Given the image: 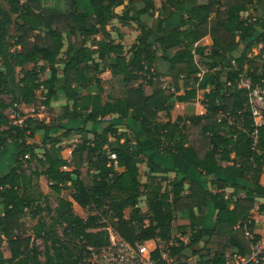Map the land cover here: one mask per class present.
I'll return each instance as SVG.
<instances>
[{
	"label": "trees",
	"instance_id": "obj_1",
	"mask_svg": "<svg viewBox=\"0 0 264 264\" xmlns=\"http://www.w3.org/2000/svg\"><path fill=\"white\" fill-rule=\"evenodd\" d=\"M4 1L0 152L12 144L16 153L0 176V264H84L87 247L109 244L108 229L132 246L157 243L150 254L156 264H167L159 244L175 260L169 264H227V255L248 258L251 245L264 236V131L255 128L247 104L249 91L264 86V0H87V5L78 0ZM249 10L252 17L243 18ZM154 13L157 24L152 29ZM116 18L135 24L138 31L128 57L108 28ZM167 23L174 24L166 29ZM11 25L14 34L8 40ZM64 37L77 39L78 45L68 46L61 58ZM205 37L212 41L209 47L199 44ZM254 46L261 48L251 59ZM45 67L49 76L41 80ZM105 71L122 78L124 97L102 101L99 76ZM241 80H248L249 88L241 87ZM201 91V114L170 119L175 105L192 104ZM60 93L70 103L56 118H27L21 127L6 119L13 103L49 107ZM108 117L96 132L85 127ZM124 120L134 122L156 152L173 158L172 170L143 159L137 134L117 128L116 122ZM72 134L80 142L71 154L86 166L88 183L62 157L69 149L61 140ZM143 162L147 174L141 182L138 165ZM34 163L41 169L26 172V165ZM181 163L199 178H189L179 169ZM40 177L56 196L54 208L37 187ZM66 188L72 191L69 199L60 197ZM227 188L231 193L226 196ZM76 207L95 213L80 218ZM209 208L214 218L208 228L204 212ZM178 214L189 224L182 227L188 230L182 233L187 243L174 240L175 245L170 241ZM24 218L36 220L33 229ZM207 246L216 247L202 253Z\"/></svg>",
	"mask_w": 264,
	"mask_h": 264
},
{
	"label": "rangeland",
	"instance_id": "obj_2",
	"mask_svg": "<svg viewBox=\"0 0 264 264\" xmlns=\"http://www.w3.org/2000/svg\"><path fill=\"white\" fill-rule=\"evenodd\" d=\"M2 5L4 7L5 6V1L4 0H0ZM79 2H81L82 4H86L87 5V0H78ZM155 6L156 8L159 7V2H155ZM122 7H119L115 10V13L117 14V16L119 17L122 13ZM157 13H154L153 15V18L151 19L150 21V27L152 29L155 28L156 24H157ZM242 17L243 18H249V17H252V10H249L247 13L245 14H242ZM174 23L170 24V23H167L166 24V29H169L171 28V26L173 25ZM109 30H110V33L112 35V37L114 38V40L116 42H120L123 46H124V51H125V54H126V57H128L130 54V48L135 40V37L138 35V31L136 29V25L135 24H131L129 23L128 25H124L122 24L118 18L112 20L110 23H109V26H108ZM119 32V35L121 36V39L118 38V32ZM14 34V27L13 25L9 26L7 28V35H8V40H10L11 38V35ZM64 48L62 50V54H60V57L63 58V53L64 51L66 50V48L68 46H71V45H75L77 46L78 45V40L74 39L73 37H69V38H66L64 37ZM200 44V43H199ZM208 44H210V42H208ZM208 44H204L203 46H206ZM90 45V43H89ZM201 45V44H200ZM206 47H209V46H206ZM261 48V46H254L252 47L251 49V54H250V57L251 59H253L255 57V55L258 53L259 49ZM157 55H160V51L157 50ZM255 59V58H254ZM256 61L258 63H260V61L258 59H256ZM39 65H43V64H39ZM60 63L57 64V68L59 69L60 68ZM41 67V66H40ZM45 71L43 72V74L40 76V79L41 80H45V78H48L49 76V71L46 69V67L44 68ZM204 73H207V71L204 70ZM59 78L61 79V76H59ZM99 79H100V84L103 88V94H102V101H107V100H117V99H120L122 97H124L125 95V87L122 83V78L121 77H112L108 71H105L103 72L100 76H99ZM245 81H248V80H241L240 82V86L241 87H244L243 84L245 83ZM249 82V81H248ZM164 83H165V79H164ZM137 84V83H135ZM59 85V86H58ZM57 86L58 87H61L62 86V79L57 83ZM145 91L146 93H150V89L149 87H145ZM91 92H96V89L95 88H92L91 89ZM85 92H83L84 94ZM202 95V91L198 93V98L195 102H193V105H191L190 107L191 108H188L187 106H185L184 109H182V104H177L174 106L173 110L170 111V119H174L176 117V115H183V116H186V115H199L201 114V110H202V107H201V98L199 96ZM5 100H9V97H5L4 98ZM69 104L70 102L68 100L65 99V97L63 96L62 93H60L59 95H57V98H55L54 100H52L51 104L49 107H45V111L39 115V117L35 118V119H38V120H48V119H53V118H56L58 117L62 112H63V106L65 104ZM198 103V105H195ZM7 113V112H6ZM161 118L162 120H165V114L164 113H161ZM112 117H108V118H105L103 119L102 121V125L106 124L107 121H110ZM107 119V120H106ZM79 126H81V123L78 124ZM116 125H117V128L120 132H126L127 134L131 135V131L130 129L127 127V126H124L123 124H120L118 122H116ZM138 133V130L137 132H135V134ZM141 136V133L137 134V136ZM142 137V136H141ZM34 141L36 142H39V136L36 135L34 137ZM142 141V140H141ZM80 142V138L78 137L77 134H72L69 138L67 139H62L61 140V145L62 147L64 148H68L69 149V152L68 153H65L62 155V157L64 159H66V161L69 163V166L71 168H76L80 173H81V177L84 179V181L86 183H88V177L86 176L85 172L87 171L86 169V166L84 165H81L78 161H77V158L74 156V154H71V149H73V146L76 144V143H79ZM145 145V150H144V153H143V159H148L147 158V155H149V149L146 147V144ZM40 152L41 151H38L37 153L40 155ZM150 156V155H149ZM11 154H10V150L6 149L2 154H1V157H0V169L4 167V165L6 164H11ZM143 160V161H145ZM9 164V165H10ZM9 168V167H8ZM25 171L27 172L28 170L31 171L33 169H41L40 165L39 164H36L34 163L33 165H26V168H24ZM31 169V170H30ZM138 169H139V178H140V181L141 182H144L146 180V174H147V168H146V165H145V162L141 163L138 165ZM173 175L174 173L173 172H169L166 176L169 180L173 179ZM38 189L42 192H44L45 195L48 196L49 198V204H50V207L51 208H54L56 206V203H55V199H56V196L54 194H52L48 188V182L46 181V179L44 177H40L38 182ZM208 187H210V185L208 183H206ZM212 188V187H210ZM213 189V188H212ZM42 192V193H43ZM71 189L69 188H66L64 189L63 192L60 193L61 196L65 197L66 199L69 198V195L71 193ZM225 195H229L231 193V189L230 188H227L225 191H224ZM144 199V198H142ZM143 201V200H142ZM260 202H263V201H260ZM140 207H141V212L143 214L146 213V206L144 205L143 202L140 203ZM74 213L79 216L80 218H86L88 217L89 215H92L94 214L95 212L93 210H81L79 208H75L74 209ZM205 214V217L207 218H211L213 217V211H211V209H207ZM128 214H129V210H125L124 211V216L125 217H128ZM41 217L43 219V221H46L47 223H49V217H47L45 215V213H42L41 214ZM202 215L199 216V218H201ZM259 220V218H257ZM22 221H24L26 227L28 229H33V227L36 225V220H28V219H23ZM189 224V220L188 218H186L185 216L181 215V214H178L176 219L172 222V228L175 232V234H173L171 236L172 240L170 241L171 243H174L175 245H177L176 241L174 240H180L182 242H185L187 243V235H182L183 232L187 233L188 234V230H185L183 229L182 227L184 226H187ZM38 244H40L39 241H37ZM162 244H159V246H161ZM157 246V245H156ZM41 247V246H40ZM203 245L202 243L199 244L198 246V249H202ZM215 247L216 246H207L205 247V249L202 251V253H205L207 250H215ZM169 259V258H168ZM175 260L174 259H169V262L170 263H173Z\"/></svg>",
	"mask_w": 264,
	"mask_h": 264
},
{
	"label": "built area",
	"instance_id": "obj_3",
	"mask_svg": "<svg viewBox=\"0 0 264 264\" xmlns=\"http://www.w3.org/2000/svg\"><path fill=\"white\" fill-rule=\"evenodd\" d=\"M245 88H249L250 83L245 81L243 84ZM42 90V87H40ZM39 90V91H40ZM40 100H44L40 97ZM247 104L253 116V122L256 129L260 128L264 131V86L255 87L247 94ZM45 111V106L25 105L23 103H13L12 106L5 113L6 119L12 126H24L27 118H37ZM231 119L229 118V123ZM256 130L251 134L253 138V146L256 144ZM28 156L25 155L24 159ZM65 169V167H63ZM264 177V171H263ZM258 222V219H255ZM109 244L100 249L87 247L84 253V264H156L150 257V254L157 248V243L151 241L149 244L143 242L132 246L122 240L114 232L108 229ZM256 243L251 245V255L248 258H242L237 255H227V264H246L251 262L253 264H264V236ZM161 259L169 264L167 256L166 245H161Z\"/></svg>",
	"mask_w": 264,
	"mask_h": 264
},
{
	"label": "crops",
	"instance_id": "obj_4",
	"mask_svg": "<svg viewBox=\"0 0 264 264\" xmlns=\"http://www.w3.org/2000/svg\"><path fill=\"white\" fill-rule=\"evenodd\" d=\"M245 14V13H244ZM136 38V37H135ZM208 42H210V44H208ZM211 43H212V41H211V39L209 38V37H205L204 39H202L201 41H200V44L203 46L204 44H208V45H206V46H210L211 45ZM110 74V73H109ZM169 79H165V84H169ZM59 82V81H58ZM57 82V83H58ZM59 86V85H58ZM57 86V87H58ZM202 96H203V92H202V95L201 96H199L201 99H202ZM191 105H193V103L192 104H190V105H187V104H182V109H184L185 108V106H189L188 108H191L190 106ZM195 105H198V103H196V104H194V106ZM202 107V106H201ZM177 116V115H176ZM176 118V117H175ZM174 118V119H175ZM174 119H172V120H174ZM107 120V119H106ZM120 124H123L124 126H127L129 129H131V130H133L134 132H137V125L134 123V122H132L131 120H124V121H122V122H119ZM79 124V123H78ZM64 126L67 128L68 127V124H64ZM86 129H88V130H90L91 132H96V131H98L101 127H102V124H87L86 126ZM137 134H139V132L137 133ZM78 137H79V135H78ZM69 138V137H68ZM80 138V137H79ZM138 138L140 139V140H142L141 142H142V144H143V153H144V150H145V145L144 144H146V147L150 150L149 151V155H147V158L148 159H151V160H153L157 165H159V166H161V167H163V168H165V169H167V170H172V168H173V158L171 157V156H163V155H161L160 153H158V152H156L153 148H152V146L150 145V143L147 141V140H145L143 137H141V136H139L138 135ZM64 139V138H63ZM67 139V138H66ZM62 146V145H61ZM67 148V147H66ZM6 149H8V150H10V154H11V157H12V159H11V164L9 165V164H6V165H4V167L3 168H1L0 169V176H2V175H4V174H6L7 172H8V170H9V168L11 167V165L13 164V157H14V155H15V153H16V148H15V146L14 145H12V144H7V146L5 147V149L4 150H2L1 152H0V157H1V154L6 150ZM72 150V149H71ZM9 167V168H8ZM71 168V167H70ZM179 169L181 170V171H183L184 173H186L187 174V176L189 177V178H191V179H198L199 177H198V174L196 173V171H194L190 166H188L187 164H183V163H181L180 164V166H179ZM169 173V172H168ZM167 173V174H168ZM166 174V175H167ZM173 177H174V175H173ZM64 190H62L61 192H63ZM43 192V191H42ZM43 194H44V192H43ZM60 197H62V198H64V199H66L65 197H63V196H61L60 195ZM69 199V198H68ZM213 218L214 217H212V219L210 218H206L205 217V220H204V225H205V227H211L212 225V220H213ZM255 219H257V218H255ZM261 219V218H260ZM151 241H148V242H146V244H149Z\"/></svg>",
	"mask_w": 264,
	"mask_h": 264
}]
</instances>
